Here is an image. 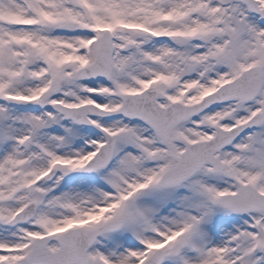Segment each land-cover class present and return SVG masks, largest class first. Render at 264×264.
I'll return each mask as SVG.
<instances>
[{"label": "snow or ice", "instance_id": "obj_1", "mask_svg": "<svg viewBox=\"0 0 264 264\" xmlns=\"http://www.w3.org/2000/svg\"><path fill=\"white\" fill-rule=\"evenodd\" d=\"M0 264H264V0H0Z\"/></svg>", "mask_w": 264, "mask_h": 264}]
</instances>
